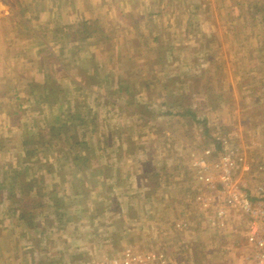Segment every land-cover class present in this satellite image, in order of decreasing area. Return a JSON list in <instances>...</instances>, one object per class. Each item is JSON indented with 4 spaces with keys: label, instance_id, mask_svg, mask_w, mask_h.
<instances>
[{
    "label": "crops",
    "instance_id": "0c3cea01",
    "mask_svg": "<svg viewBox=\"0 0 264 264\" xmlns=\"http://www.w3.org/2000/svg\"><path fill=\"white\" fill-rule=\"evenodd\" d=\"M65 1L69 11L56 20L49 43L31 19L0 0V264H99L100 249L112 250L105 243H129L111 236L118 225L105 197L118 186L112 181L132 173L144 180L145 148L159 145L146 136L150 118L140 110L151 93L145 88L157 79L142 69L167 71L165 52L182 43L162 44L159 61L160 37H172L176 26L188 41L196 21L215 24L223 11V0ZM164 2L171 11L159 7ZM232 3L237 20L239 0ZM13 14L22 19L21 40L5 25ZM84 24L89 36L82 41L75 32ZM169 25L171 33L158 29ZM199 46L202 53L206 45ZM149 50L152 59H138Z\"/></svg>",
    "mask_w": 264,
    "mask_h": 264
},
{
    "label": "rangeland",
    "instance_id": "374dc122",
    "mask_svg": "<svg viewBox=\"0 0 264 264\" xmlns=\"http://www.w3.org/2000/svg\"><path fill=\"white\" fill-rule=\"evenodd\" d=\"M5 1L31 19L29 23L47 35L49 43L57 28L56 20L69 11L65 0ZM232 2L235 0H223V11L217 13L215 24L196 21L199 27L196 25L188 41L176 26L172 37H160L159 59H164L162 44L171 40L177 45L182 43L181 48L177 46L179 51L168 55L165 52V57H171L167 71L158 67L152 71L142 69L145 77L157 79L145 88L151 93L143 95L145 104L140 110L150 118L146 136L159 144L158 148L147 144L143 155L147 169L157 173L158 178L150 180L145 175L144 180L136 181L132 173V179L112 181L118 186L115 190L111 188V195L105 198L112 206L110 220L118 226L112 229L111 236L118 239L122 235L129 243L124 244L127 239L122 238L118 243H105L112 250L100 249L99 264H103L106 255L125 249L138 253L161 252L172 264H244L248 246L243 218L229 210L225 229L213 225L221 205L220 185L217 177L212 183L200 180L193 164L201 154L210 164L225 155L244 157L245 165L236 172L237 182L252 198L264 199V10H261L264 0H239L234 9L241 13L237 20L231 18L235 15L229 8ZM164 3L159 7L171 11V6ZM18 20L22 22L13 14L5 25L12 27L16 38L21 40L23 25ZM232 24L234 27L228 30ZM158 29L171 33L170 25ZM203 33L210 40L208 44ZM30 37L32 45L38 44L34 33ZM201 43L206 45L202 53ZM150 56L152 59L153 52L149 50L138 59L146 63ZM204 59L207 64L201 65ZM193 60L197 64L190 66ZM194 77L202 80L198 87ZM190 94L187 106L196 114L194 119L184 118L179 113L185 110L173 106L176 100L184 102ZM124 168V165L120 167ZM214 174L209 170L207 175ZM123 185L128 188L124 189ZM122 211L124 218L119 217ZM126 218L135 225L128 228Z\"/></svg>",
    "mask_w": 264,
    "mask_h": 264
},
{
    "label": "built area",
    "instance_id": "2783aa9c",
    "mask_svg": "<svg viewBox=\"0 0 264 264\" xmlns=\"http://www.w3.org/2000/svg\"><path fill=\"white\" fill-rule=\"evenodd\" d=\"M200 180L212 183L217 177L220 185L221 205L214 219L215 226L221 230L228 223V212L233 210L245 223V240L248 246L244 264H264V199H256L243 191L237 182L236 172L245 165L244 157L225 155L218 162L210 164L209 159L201 154L194 162ZM214 171V176L207 175ZM214 187V185H213ZM103 264H172L167 255L161 252L138 253L125 249L115 255H106Z\"/></svg>",
    "mask_w": 264,
    "mask_h": 264
},
{
    "label": "trees",
    "instance_id": "16d2710c",
    "mask_svg": "<svg viewBox=\"0 0 264 264\" xmlns=\"http://www.w3.org/2000/svg\"><path fill=\"white\" fill-rule=\"evenodd\" d=\"M262 11L264 10V7L261 9ZM257 12H260V11H258L257 10ZM78 31L80 32H83L84 33V35L82 36V35H78ZM86 31H89V28H88V26H86L85 24H84V27L82 28V29H79V30H77V33L75 32V34H76V36H78V38L79 39H81L82 41L84 40V39H86V38H88V33H86ZM165 59V58H164ZM163 59V60H164ZM160 60V59H159ZM196 87H198L199 85H200V81H196ZM201 83H202V80H201ZM191 95L192 94H190V95H188V96H185V99H184V102L183 101H181V99H178V100H176L175 101V103H173V106L174 107H177V108H179V109H184L185 111H183V113H179L181 116H183L184 118L185 117H192L193 119L194 118H196V114L190 109V107H188L187 105H189V96L191 97ZM208 97V96H207ZM187 98V99H186ZM186 108H188V109H186ZM186 112H188V113H192V114H189V115H187V114H185ZM147 116H149V115H147ZM256 125H259V124H256ZM150 172L151 173H153L151 170L150 171H147V174H149V179L151 180L152 178H155V179H157L158 178V175H156L157 173H153V174H150ZM147 174H146V176H147ZM11 200H13V199H11Z\"/></svg>",
    "mask_w": 264,
    "mask_h": 264
}]
</instances>
